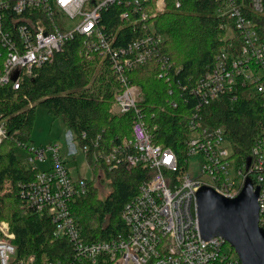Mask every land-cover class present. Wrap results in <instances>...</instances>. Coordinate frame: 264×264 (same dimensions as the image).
I'll list each match as a JSON object with an SVG mask.
<instances>
[{
	"label": "built area",
	"instance_id": "1",
	"mask_svg": "<svg viewBox=\"0 0 264 264\" xmlns=\"http://www.w3.org/2000/svg\"><path fill=\"white\" fill-rule=\"evenodd\" d=\"M174 1L180 6V0ZM217 1L216 15L230 19L241 40L238 48L234 42L228 43L229 49L222 46L215 63L190 88L197 102L188 121V159L182 168L172 148L154 142L138 105L141 89L126 77L128 69L150 61L161 65L160 76L170 66L169 57L161 52L164 38L153 30L150 21L166 11L168 0H0V87L19 89L25 80L37 76L38 67L54 60L71 38L83 37L86 58L97 55L112 61L121 84L115 97L116 113L136 114L131 140H124L106 155L95 152V160L104 159L109 167L142 165L151 170L122 210L127 231L86 243L70 208L72 200L88 188L87 180L72 178L66 166V157L76 156L77 145L81 146L73 131H66V157L60 144L31 148L20 144L29 152L26 163L37 170L33 180L22 184V198L33 211L50 217L54 238L68 239L74 253L64 263L40 260L34 253L19 256L9 222L0 219V264H99L101 259L113 264H242L223 237H202L196 194L206 185L234 198L250 180L259 186V224L264 227V130L251 148L250 165L246 159L236 169L237 176L243 177L238 184L233 177V150L226 129L206 125L201 110L223 95L236 96L239 84L251 85L264 99V38L247 14V10L263 13L264 0ZM113 5L121 8V19L140 27L138 37L126 46H115L114 36H108L101 26L103 11ZM8 136L7 122L0 117V145ZM131 146L133 151H126ZM81 148L87 157L90 147ZM196 155L201 159L200 174L192 176L187 168ZM45 160L49 166L38 170L36 164Z\"/></svg>",
	"mask_w": 264,
	"mask_h": 264
},
{
	"label": "trees",
	"instance_id": "2",
	"mask_svg": "<svg viewBox=\"0 0 264 264\" xmlns=\"http://www.w3.org/2000/svg\"><path fill=\"white\" fill-rule=\"evenodd\" d=\"M180 2L177 7L174 0H168L166 11L150 18L153 30L164 38L161 52L169 57L170 63L166 72L160 76L161 65L150 61L128 69L126 77L141 89L138 105L154 142L172 148L184 168L188 159L186 140L190 136L188 121L197 102L190 88L215 63L222 46L229 49L228 43L234 42L238 48L241 39L235 30L228 36L234 23L216 15L217 0ZM120 10L118 5L104 10L101 26L108 36H114L115 46H126L138 37L140 27L121 19ZM247 14L264 38V11L247 10ZM83 41V37L75 35L56 53L54 60L38 67L37 76L25 80L19 89L11 85L0 87V117L5 118L9 133L0 145V219L9 222L19 256L34 253L40 260L64 263L74 253L68 239L54 238L50 217L29 208L21 194L22 184L33 180L37 170L18 158L15 146L31 138L38 105L53 120L61 118L81 146L90 147L86 158L93 166V177L84 178L87 192L70 205L86 243L115 238L127 231L122 210L151 175V170L142 165L127 169L122 165L109 167L104 159L95 160V152L106 155L124 140H131L136 114L112 111L121 87L112 61L97 55L86 58ZM235 94L223 95L204 105L201 112L206 125L224 126L233 157L242 164L264 130V99L251 85L239 84ZM126 151H133V147ZM98 181L111 185L103 197ZM99 264L113 262L101 259Z\"/></svg>",
	"mask_w": 264,
	"mask_h": 264
},
{
	"label": "water",
	"instance_id": "3",
	"mask_svg": "<svg viewBox=\"0 0 264 264\" xmlns=\"http://www.w3.org/2000/svg\"><path fill=\"white\" fill-rule=\"evenodd\" d=\"M251 158H247V166ZM259 186L247 180L240 193L228 198L210 186L196 194L203 238L221 236L237 252L242 264H264V227L259 224Z\"/></svg>",
	"mask_w": 264,
	"mask_h": 264
},
{
	"label": "rangeland",
	"instance_id": "4",
	"mask_svg": "<svg viewBox=\"0 0 264 264\" xmlns=\"http://www.w3.org/2000/svg\"><path fill=\"white\" fill-rule=\"evenodd\" d=\"M234 33V29H228V36L233 35ZM116 108L117 107L114 102L112 106V111L116 112ZM68 130V126L61 118L53 120L52 116L48 114L47 110L43 106L38 105L36 108V118L32 128L31 138L27 142V145L29 146L28 148L37 146H48L50 144H60L61 153L63 156L66 157V151L64 147V133L66 131L68 132ZM77 148L79 150V153L76 156L69 158V160L66 162V166L69 169L72 178L92 179L94 173L93 166L87 160L85 154L82 151L81 146L77 145ZM15 152L18 158H20L23 163H26L28 161L29 152L27 151V148L25 149V146L17 144V146H15ZM233 159V177L235 180H237V183L240 184L243 180V177L237 176L236 169L237 167H239V164L234 157ZM49 164L50 162L48 160H45L42 162H38L36 164V167L38 170H43L48 167ZM200 164L201 159L197 155L190 158L187 172L192 176L199 175ZM103 181H105V179ZM97 184L99 186V193H101L102 197L110 191L111 185L106 183L104 185L101 181H98ZM228 248H230V246ZM234 253H236L235 249Z\"/></svg>",
	"mask_w": 264,
	"mask_h": 264
},
{
	"label": "crops",
	"instance_id": "5",
	"mask_svg": "<svg viewBox=\"0 0 264 264\" xmlns=\"http://www.w3.org/2000/svg\"><path fill=\"white\" fill-rule=\"evenodd\" d=\"M65 136H66V132L64 133V142H65V145H64V147H65V151H66V155H67V152H68V149H67V143H66V138H65ZM72 157H74V156H72ZM72 157H67V161L69 160V158H72ZM25 164H27V163H25ZM28 165V164H27ZM28 167H30L29 165H28ZM47 168V167H46Z\"/></svg>",
	"mask_w": 264,
	"mask_h": 264
}]
</instances>
